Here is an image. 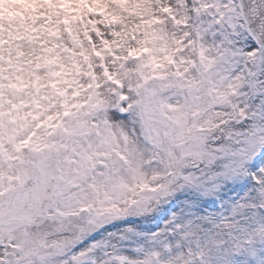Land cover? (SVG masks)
Here are the masks:
<instances>
[{"label":"snow or ice","instance_id":"1","mask_svg":"<svg viewBox=\"0 0 264 264\" xmlns=\"http://www.w3.org/2000/svg\"><path fill=\"white\" fill-rule=\"evenodd\" d=\"M0 264H264V0H0Z\"/></svg>","mask_w":264,"mask_h":264},{"label":"rangeland","instance_id":"2","mask_svg":"<svg viewBox=\"0 0 264 264\" xmlns=\"http://www.w3.org/2000/svg\"><path fill=\"white\" fill-rule=\"evenodd\" d=\"M18 6L14 3H9L3 6H0V16L11 17L17 14Z\"/></svg>","mask_w":264,"mask_h":264}]
</instances>
